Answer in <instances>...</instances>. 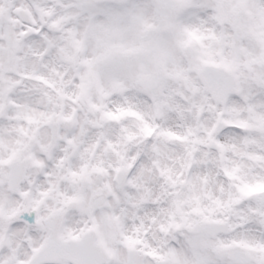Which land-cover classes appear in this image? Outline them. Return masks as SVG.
Returning a JSON list of instances; mask_svg holds the SVG:
<instances>
[{
  "label": "snow or ice",
  "instance_id": "6c2138e0",
  "mask_svg": "<svg viewBox=\"0 0 264 264\" xmlns=\"http://www.w3.org/2000/svg\"><path fill=\"white\" fill-rule=\"evenodd\" d=\"M0 264H264V0H0Z\"/></svg>",
  "mask_w": 264,
  "mask_h": 264
}]
</instances>
